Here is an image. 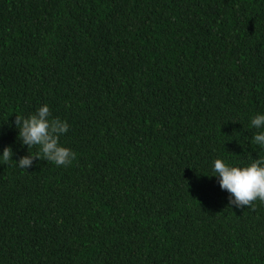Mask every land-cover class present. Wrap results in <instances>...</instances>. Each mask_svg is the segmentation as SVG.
I'll return each instance as SVG.
<instances>
[{"label":"trees","instance_id":"obj_1","mask_svg":"<svg viewBox=\"0 0 264 264\" xmlns=\"http://www.w3.org/2000/svg\"><path fill=\"white\" fill-rule=\"evenodd\" d=\"M47 104L67 166L17 139ZM264 0H0V264H264V203L212 162L264 158Z\"/></svg>","mask_w":264,"mask_h":264},{"label":"clouds","instance_id":"obj_2","mask_svg":"<svg viewBox=\"0 0 264 264\" xmlns=\"http://www.w3.org/2000/svg\"><path fill=\"white\" fill-rule=\"evenodd\" d=\"M251 126L259 131L252 136V143L264 148V113H256L250 120ZM17 139L27 150L36 146L38 154L23 155L14 161L23 170L33 166L34 158L67 166L75 158L69 148L62 146L60 137L67 133L68 123L59 117L52 118L47 104L41 105L27 117L17 116L14 121ZM13 151L5 146L0 151V162L13 161ZM214 176L222 191L228 193V203L236 208L250 206L254 201L264 203V158H255L246 166H236L217 158L212 162Z\"/></svg>","mask_w":264,"mask_h":264}]
</instances>
